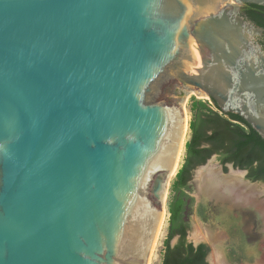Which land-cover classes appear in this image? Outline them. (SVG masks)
<instances>
[{"label": "water", "instance_id": "1", "mask_svg": "<svg viewBox=\"0 0 264 264\" xmlns=\"http://www.w3.org/2000/svg\"><path fill=\"white\" fill-rule=\"evenodd\" d=\"M245 4L264 8L0 0V264H152L186 143L180 91L264 141V29Z\"/></svg>", "mask_w": 264, "mask_h": 264}, {"label": "trees", "instance_id": "2", "mask_svg": "<svg viewBox=\"0 0 264 264\" xmlns=\"http://www.w3.org/2000/svg\"><path fill=\"white\" fill-rule=\"evenodd\" d=\"M249 18L264 28V8L249 6ZM214 108V109H213ZM192 121L190 138L185 144V158L173 183L175 194L168 205V227L161 264H208L204 244L187 242L188 227L182 222L183 199L179 192L186 187L191 171L203 165L212 155H218L221 165L247 171L246 179L264 183V141L240 117L220 113L213 103L199 100L190 105ZM176 238L174 246L170 242Z\"/></svg>", "mask_w": 264, "mask_h": 264}, {"label": "rangeland", "instance_id": "3", "mask_svg": "<svg viewBox=\"0 0 264 264\" xmlns=\"http://www.w3.org/2000/svg\"><path fill=\"white\" fill-rule=\"evenodd\" d=\"M187 107H188V128L189 124L192 121V114L190 112V105L192 100H199L206 103L209 107L212 106V103L208 97H198L197 94L180 91ZM201 96H204L200 94ZM214 109V108H213ZM221 113V112H220ZM190 138V129L188 133V138L186 143ZM185 143V144H186ZM185 158V146L183 155L180 161V164L175 172V175L172 178L171 184L169 186V203L172 201L174 194L176 193L173 188V183L175 181L176 174L181 169ZM210 162L215 164L217 167L220 166L218 157L212 155L201 167L208 165ZM201 167H196L191 171V177L186 187L179 192V196H182L184 205L183 211L181 214L182 222L187 225V238L193 245L204 244L207 248V257L206 261L208 264H247L254 261L252 256H249L247 251V243L245 239L247 238L246 232L243 229L242 218L244 215L237 213L236 211H229L227 213L221 214L217 211V206L212 200L207 199L202 196L198 191L194 181V174ZM224 173H227L228 169L226 167L222 168ZM246 180V178H245ZM264 185V183H263ZM168 223L165 226L163 231L160 247L156 254V257L153 264H161L163 253H164V241L166 238ZM221 234L226 235V240L216 247L217 250L212 249L211 242L203 236V232H215L217 231ZM197 233H200L201 238L197 239L195 236ZM176 238H174L170 244H174ZM218 255V259L216 257Z\"/></svg>", "mask_w": 264, "mask_h": 264}, {"label": "bare ground", "instance_id": "4", "mask_svg": "<svg viewBox=\"0 0 264 264\" xmlns=\"http://www.w3.org/2000/svg\"><path fill=\"white\" fill-rule=\"evenodd\" d=\"M197 95L200 98H205L200 94ZM188 121L187 118L186 141L189 133ZM183 151L176 170L180 164ZM194 175L193 182L198 191L202 196L216 204L218 212L224 214L229 211H236L244 215L242 223L247 236L245 239L247 251L249 256L254 258L253 262L247 264H264V193L261 187L245 182L240 172L230 169L224 173L219 166L217 167L212 162L201 167ZM163 231L155 242L152 264L156 260L155 257L160 247ZM203 234L211 242L212 249L215 250L226 240V235L221 234L218 230L215 232L205 231ZM195 237L200 239V233H197ZM216 260H219L218 255Z\"/></svg>", "mask_w": 264, "mask_h": 264}, {"label": "flooded vegetation", "instance_id": "5", "mask_svg": "<svg viewBox=\"0 0 264 264\" xmlns=\"http://www.w3.org/2000/svg\"><path fill=\"white\" fill-rule=\"evenodd\" d=\"M249 6H251V5L245 4V5H242V6L238 7L237 10H236V13L239 16L243 17L244 20L247 21L248 23H250L253 27H259L248 16L249 15L248 14ZM252 6H255V5H252ZM260 28H262V27H260ZM255 43L257 45H259L263 49V51H264V35L263 36H260V37H255ZM216 156L218 157V155H216ZM222 166L224 167V165H222Z\"/></svg>", "mask_w": 264, "mask_h": 264}]
</instances>
